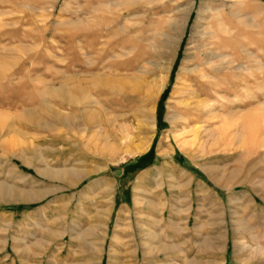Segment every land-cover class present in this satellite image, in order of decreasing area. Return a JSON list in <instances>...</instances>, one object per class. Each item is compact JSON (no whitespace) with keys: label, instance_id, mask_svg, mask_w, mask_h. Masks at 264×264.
<instances>
[{"label":"rangeland","instance_id":"obj_1","mask_svg":"<svg viewBox=\"0 0 264 264\" xmlns=\"http://www.w3.org/2000/svg\"><path fill=\"white\" fill-rule=\"evenodd\" d=\"M0 264H264V0H0Z\"/></svg>","mask_w":264,"mask_h":264},{"label":"bare ground","instance_id":"obj_2","mask_svg":"<svg viewBox=\"0 0 264 264\" xmlns=\"http://www.w3.org/2000/svg\"><path fill=\"white\" fill-rule=\"evenodd\" d=\"M134 5V2L133 1H128V2H126L125 3V5H124V10H129L132 6ZM134 7V6H133ZM204 10V9H203ZM205 11V10H204ZM181 17H183V16H181ZM183 20V19H182ZM187 22H188V19L186 20V22H185V24H187ZM190 22V21H189ZM110 23V22H109ZM223 23H221V25H222ZM178 26V25H177ZM173 31L174 32H179V29H176V28H173ZM165 43L166 44H173V43H175V37L174 36H167L165 39ZM218 40V39H217ZM229 42V41H228ZM223 43V42H222ZM231 43V42H230ZM230 43H229V45L228 46H231L230 45ZM211 46V45H210ZM231 50V49H230ZM211 54V53H210ZM217 55V54H216ZM205 56V55H204ZM212 59V58H211ZM214 60H216V59H214ZM195 61V60H194ZM213 61V60H212ZM218 61V60H217ZM199 62V61H198ZM222 61H220V63H221ZM210 63V62H209ZM216 63V62H215ZM207 65V64H206ZM211 65H213V64H211ZM219 65H222L223 66V64H219ZM225 65V64H224ZM197 66H198V64H197ZM200 66V65H199ZM229 66V65H228ZM196 67V66H195ZM201 67V66H200ZM213 67V66H212ZM230 67V66H229ZM214 68H216V67H214ZM222 68V67H221ZM235 68V67H234ZM228 69V68H227ZM243 69V68H242ZM193 70V69H192ZM220 70L221 69H219V72H220ZM225 70H226V67H225ZM235 70V69H234ZM200 71V70H199ZM218 71V70H217ZM194 72H195V70H194ZM202 72V71H201ZM203 72H205V71H203ZM222 72V71H221ZM189 73V72H188ZM198 73V72H197ZM196 73V74H197ZM217 73V72H216ZM192 74V73H191ZM190 74V75H191ZM206 75H207V73H206ZM228 75H229V73H228ZM225 76V75H224ZM201 77V76H200ZM231 79H234V78H231ZM230 79V80H231ZM193 80V79H192ZM197 80V79H196ZM200 80V79H199ZM221 80H223V79H221ZM70 81H72V80H70ZM181 81V80H180ZM218 81V80H217ZM224 81V80H223ZM232 81V80H231ZM76 82V81H75ZM75 82H74V84H75ZM120 82V81H119ZM190 82V81H189ZM220 82H222V81H220ZM230 82V81H229ZM78 83V85H80V87H83L82 85H84L85 83L84 82H82L81 80L80 81H78L77 82ZM90 83H92L93 85H95L96 83H97V85H101V86H105V87H109V89L110 90H115L116 88V86L118 85V81L117 80H112V79H108V78H102V76H100V77H97V78H95L94 80H92ZM121 83V82H120ZM212 83H214V82H212ZM67 84H69L68 82H67ZM66 84V85H67ZM89 84V83H88ZM196 84V83H195ZM211 84V83H210ZM216 84V83H215ZM225 84V83H224ZM120 85V84H119ZM207 85V84H206ZM205 85V86H206ZM219 85H220V83H219ZM191 86V85H190ZM189 86V87H190ZM193 86V85H192ZM191 86V87H192ZM186 87H188V86H186ZM194 87V86H193ZM197 87V86H196ZM201 87H203V88H205L203 85L201 86ZM210 87V86H209ZM84 89V88H83ZM188 89H190V88H188ZM199 89H201V88H199ZM209 89V88H208ZM118 90H119V88H118ZM117 90V91H118ZM183 90V89H182ZM193 90V89H192ZM204 90V89H203ZM212 90V89H211ZM184 91V90H183ZM187 91V90H186ZM213 91V90H212ZM120 92V91H119ZM189 92H193V91H189ZM199 93H201V90H199L198 91ZM208 92V91H207ZM211 92V91H210ZM155 93V92H154ZM193 94V93H192ZM196 94V93H195ZM189 95H191L190 93H189ZM188 95V96H189ZM202 96H203V94H201ZM148 99L151 101L152 99H153V95H152V93H149L148 95ZM185 95H183V97H184ZM196 96V95H195ZM198 96V95H197ZM197 96H196V98H197ZM200 96V95H199ZM186 98H188L187 96H186ZM201 101H204V103L205 102H207V101H205L204 99H202ZM185 102V101H184ZM189 102V101H188ZM191 103V102H190ZM193 103V102H192ZM191 103V104H192ZM196 103V102H195ZM200 104L201 105H203V102H200ZM185 105V104H184ZM189 105V104H188ZM187 106V105H186ZM196 106V105H195ZM190 107V106H189ZM188 107V108H189ZM194 108V107H193ZM191 109V108H190ZM190 111V110H189ZM194 111V110H193ZM205 113V112H204ZM206 114V113H205ZM185 120V119H184ZM189 120H190V118H189ZM201 122V121H200ZM152 236V235H151ZM89 250H91V249H89ZM145 255H146V257H147V252L145 253Z\"/></svg>","mask_w":264,"mask_h":264}]
</instances>
